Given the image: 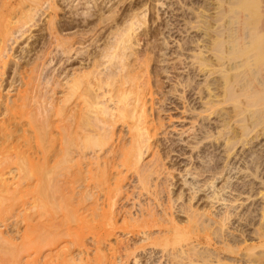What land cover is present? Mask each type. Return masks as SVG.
<instances>
[{"label":"bare ground","instance_id":"obj_1","mask_svg":"<svg viewBox=\"0 0 264 264\" xmlns=\"http://www.w3.org/2000/svg\"><path fill=\"white\" fill-rule=\"evenodd\" d=\"M63 1L66 2V0ZM75 1L68 0L67 5L70 4L72 9ZM111 1L86 0V3L90 5L85 17L81 15L75 18L71 15L70 18L65 17V20H61L58 18L66 6H61L60 0H0L1 87L2 82L7 81L2 76L7 73V66L11 61L8 58L10 53L5 55L7 42L17 33L21 32L23 36L28 31L25 30L26 25L34 21L39 12L42 11L43 14L48 12L49 16L48 25L45 28L47 33L38 35V44L43 43L40 49L42 54L38 51L36 58L31 60L29 58L27 62H24L25 64L16 70V76L9 82V86L16 90V95L6 98L0 89V215L13 216V213L17 211L14 207L23 205L25 211L23 210L21 217L26 222L24 232H27L24 236V244L19 246L6 239L0 231V264H19L20 256L25 252L28 253L26 259L29 264H37V262L40 264L38 257L35 259L30 257L32 255L30 251L34 248H40L41 251L42 248H52L53 245L59 247L66 236L82 254L87 235L92 237L97 253L93 260L86 258V262H82L84 264H125L131 254L138 252L137 250L150 254L148 261L149 259L151 261L152 256L154 258L159 254L150 264L156 261L163 264H264V231L260 232L256 223L253 222L257 217L263 219L264 203L251 200L254 190L264 185V162L260 161L262 157L259 152L260 147L264 150V143L261 141L260 147L259 145L250 146L248 151L242 149L246 147L245 141L248 143L246 138L249 135L251 137L258 122L261 123V120H264L263 116L261 119L255 117L260 111L258 113L255 111L251 115L246 114V107L254 104L253 102L259 101L258 104H264V86L254 89L255 86L251 84L254 87L251 92V89L246 88L250 86L249 82L252 81L250 78L245 84L246 87L241 84L244 82V76L249 77L247 75L249 73H244L246 69L243 71L244 65L242 66V63L247 61L236 63L239 61L238 53L235 50L232 51L237 46L238 50H236L242 51L240 54L243 56L248 51H252L253 45H259L263 40V27L261 28L263 32L259 29L257 33L253 20L251 21L250 18L256 17L255 14L259 13L257 8L264 7V1L176 0L181 10L180 18L177 23H174L176 21L170 23L168 20V26L175 25L178 36L180 35L179 39L175 38L178 44L182 47L186 45L185 48L183 47L184 53L179 54L180 57L184 56L183 65L186 76L178 80L182 91L178 90L179 88L173 89L172 93L169 92L171 96L167 98V101L170 100L169 103L173 104L175 101L171 100V97L177 96L179 105L174 104V109H179L182 119L190 116L192 123L190 140L182 138L184 132L187 133L188 130H181V128L180 130L178 128L179 139L185 143L187 141L192 151H195L192 157L200 161L194 167H192L193 164L189 167L190 169H185L182 180L190 190V201L197 198L199 200L200 194L210 189L211 192H206L208 194L205 196L210 199L212 206L216 207L217 203L227 206L224 211L219 212L210 209V211H205L206 209L201 211L190 203L180 204L176 201L177 198L173 197L172 183L168 177L170 171L168 175L165 174L164 169L167 167L165 168L162 154L160 155L159 150L156 149V135L159 127L164 125L162 123L164 118L153 114L156 93L151 76L148 74L150 60L147 59L148 55L144 58L145 53L140 52V54L136 51L137 46H140L141 37L134 38V35H137V29L147 23L148 9L146 7V10L141 8L144 11L140 9L142 11L140 12L141 6L135 8L129 6L130 13L129 11L125 13V16L117 21L116 25L114 24L113 40L108 43V40L106 41L103 51H99L100 54L97 51L96 54L90 53L92 50L87 52L86 55L84 54L85 63L81 68L74 72L66 71L65 63L80 54V49L89 47L88 45L91 44V42L86 44L88 40H91L86 37L87 33H90L88 30L90 27L87 30L86 27L102 19L109 20L110 17L104 18L101 10H104L103 8ZM140 1L143 4L145 2ZM156 3L154 4L156 8L158 5L167 4L166 0H156ZM144 6L147 5L144 4ZM241 10L249 11V13L246 12L248 15L252 12L253 17L247 18L246 13L243 14L244 17L237 16L243 12ZM208 11L211 13H206ZM144 12L146 13L141 16ZM199 14L205 19L210 18L211 23L207 28H210L208 31L212 33L210 34V42L213 43L211 48L204 44L208 32L206 34L190 32L191 24L199 21ZM123 15L121 14V17ZM260 15L258 14V18ZM96 17L99 18L98 21L94 20ZM233 17L240 20L244 18L245 21H241L244 26L245 23L248 25L249 30L244 28L246 33L243 38L247 39L246 45L249 48L247 52L245 43L241 42V44L244 43L245 53L240 49L243 46L239 45V48L236 45L240 44L239 41L244 36L243 31L239 33L237 31L244 26L237 29L235 26H238L239 22L237 20L234 22ZM245 17L251 21L253 27ZM102 21L101 24L104 23ZM98 24L93 25L92 28L99 26ZM32 25L36 24L32 23ZM197 25L195 24L196 27H194L199 28L201 23ZM230 25H234L235 28H230ZM83 26H86L85 29ZM76 28L80 31H74ZM195 28L192 26L193 30ZM96 32L93 29V33L90 34L96 37ZM98 34L97 32V36ZM173 35L169 34L170 37ZM163 39L165 43L169 41L167 36ZM95 40L91 41L95 42ZM227 41L232 42V46L235 44L228 51L237 54L236 59L232 58V54H227L232 58L230 60L226 57L228 61L236 60L234 64L230 62L231 71L236 72L242 67L244 74L232 71L233 76L227 78L232 74L228 71L227 75L225 74L227 82L223 84L224 89H222L223 85L218 83L220 81L216 78L214 80L210 75L221 71L223 73L222 67H226L225 59H223L226 55L224 45ZM263 42L260 46H263ZM248 44L252 45L249 47ZM258 45L254 47L257 48ZM254 47L252 49L257 50ZM263 47L259 55L264 54L261 52V50L264 51ZM63 56H66L64 67H61L62 69L58 72L50 73L47 70L50 69L49 65L55 59H57L56 64L63 61ZM251 62L248 61L246 68L252 67L250 65L254 63ZM208 65L212 67L211 72L202 73L210 70L209 67L204 69ZM29 69L34 73L33 75L27 73ZM38 70L39 73H37ZM146 72L148 75L145 74ZM253 75H250L252 79ZM200 76H204L202 81L198 80ZM209 77L213 81L211 78L209 80ZM261 77L262 84L258 81L260 86L264 85V78ZM226 78L223 77V79ZM248 90L251 93H247ZM239 92H243L244 100L241 99L243 96ZM207 96L210 97L208 102ZM221 96L225 98V101L235 102L231 118L240 123H238L239 126L236 123V126L241 129L240 136L234 132L233 137L229 136L224 143L218 140V133L221 132L219 117L210 121L208 119L203 121L205 117L202 121L200 120L202 112L208 107L210 109L212 106L221 105L224 101ZM216 108H211L212 112ZM169 109L171 108H167L166 111ZM253 117L257 118L258 122L251 121ZM172 118V115H169L171 121H173ZM230 125L235 124L230 123ZM172 126L174 127L175 124ZM241 141H244V144L241 143L243 147L240 149L237 147ZM239 160L244 163L245 168L255 167L252 176L244 178L241 182H237L236 175L240 169L237 165ZM260 163L263 165L262 169H260ZM221 179L225 180V183L223 182L224 184L219 187L217 183ZM246 190L250 192L248 193L250 195H246L244 200L250 199L251 203L247 204L244 201L236 205L237 200H240L237 196L244 194ZM60 192L62 195L63 192L69 194L70 200L63 198L65 203L58 200L57 197L60 195L57 194ZM227 192L232 194L236 192L237 195L228 200L225 197ZM125 200L129 202L126 203ZM63 203L65 205L67 203L66 207H70L66 217L59 215L64 214L62 211L65 208L60 211L61 207H64ZM21 206L19 209L22 208ZM183 217L186 218L185 221ZM235 218L245 222V225L236 227L234 224L235 227H232L231 224ZM240 222L237 226L241 225ZM117 232H123L126 237L109 244L114 252L111 253L115 258L114 261L112 260L114 258L110 257L111 254L103 251V246L110 242ZM71 249L73 250L69 246H64L56 251L52 250L42 264H78L77 261H84L83 256L81 259L80 255L76 258L70 254ZM78 258L80 260H77ZM133 260L136 264L140 263L141 259L136 255Z\"/></svg>","mask_w":264,"mask_h":264},{"label":"rangeland","instance_id":"obj_2","mask_svg":"<svg viewBox=\"0 0 264 264\" xmlns=\"http://www.w3.org/2000/svg\"><path fill=\"white\" fill-rule=\"evenodd\" d=\"M61 2H62V5L61 6H66V8H65V10H63L61 13H60V16H59V18L58 19H61V20H65L66 18L65 17H67V19L68 18H70V16L72 15L73 17H75V18H79V16L81 17V15L83 16V17H85L87 14H86V12H87V9H88V7H89V5L90 4H87L86 3V0H76L75 2H74V5L72 6V9L74 10V6H76L75 7V11H73L72 9H71V6H70V4L69 5H67L68 4V0H66V2L65 1H63V0H60ZM70 1V0H69ZM118 1V2H117ZM125 3H124V2ZM112 0L109 4H108V6H105V8H103L104 10H101V11H103V12H101V14L103 13L104 14V18H109V20L108 19H105V20H101L102 22H104V23H102L101 24V21L99 20V16L98 17H96V18H94V20H99L100 21V23L98 24V22L97 23H93V24H90L89 26H83V29H85V27H86V30H87V28L88 27H90V28H92L93 27V25H99V26H94L95 28H92V29H88V30H90V33H93V29H94V31L96 32H98L99 34H98V36H97V32H96V37L97 38H99V35L101 36L99 39H97L95 36H94V34H90V33H87V39L88 38H91V40H95V38H96V40H95V42L94 41H89L88 40V43H86V44H89L90 42H91V44L90 45H88L89 47H84V48H82V49H80V51H81V53L80 54H78V55H76V56H74V58L73 59H71L69 62H66L65 64V67H67L66 68V71L67 72H69V71H71V72H74L75 70H78L79 68H81L82 66H83V63H85L84 62V57H85V55H86V53L87 52H90L91 50V52L90 53H94V54H96V51L98 52V54H100V52H102L103 51V49H104V47L106 46V44L108 43V42H110V40L112 41L113 39H112V37L114 36L113 35V33H114V31H115V29L113 28L114 27V24L116 25L117 23V21H119V20H121L124 16H125V13H127L128 11V13H130V10H129V8H131L132 6L135 8V7H139V6H141L140 8H139V11H140V9L141 8H143L144 10H146V9H148V11H146L147 12V23H146V25L144 24V25H142V26H140V28H138L137 29V31H136V33H137V35L135 34L134 36V38L136 39V38H139L140 39V37H141V43H140V46L138 45L137 46V48H136V51H138V53H140V52H142V53H145V54H143L144 55V58H145V56H147V59L148 60H150L149 61V63H150V66H148V71H149V75L151 76V82H152V85H153V89H154V91H155V95H154V102H155V104H154V107H155V111H153V112H155V113H153L154 115H156V117H158V115H160L162 118H164L163 120H164V122H162L164 125H161V128L159 127V129H158V133H157V135H156V145H157V147H156V149H158L159 150V153H160V155L162 154V157H163V161H164V163H165V168L166 169H164V171H165V174H167L168 175V172L170 173L169 175H168V177H169V181L172 183V185H171V188L173 189V190H171L172 191V194H173V197L174 198H177L176 199V201H178L180 204L181 203H186V204H189L190 203V205H195V206H193L194 208L196 207V208H199V210L201 209V211H203L204 209H206L205 211H207V210H213V211H216V212H219V211H224L225 209H226V207L227 206H225V204H221V203H217L215 206L216 207H213L212 206V203H211V201H210V199H208V197L207 196H205V194H208V193H210L211 192V190L209 191V190H207V191H205V192H203V193H201L200 195V198H199V200H198V198H197V200L196 199H193L192 201H190V190H189V188L186 186V185H184V181L182 180L183 178H182V175L183 174H185V172H186V168H189L190 166H192L193 164V166L192 167H194L196 164H199L200 163V161L199 160H197V159H195L194 160V157H192V154H194L195 153V151H192V148H191V146L187 143V141H186V143L183 141V140H181V139H179L180 138V135H179V133H178V131L180 130V128H181V130H188V131H190V132H188L187 131V133L186 132H184V134L182 135V138H186L185 140H190V137H189V135L191 134V131L192 130H190V128H191V122H190V116H188L186 119H182L181 118V115H180V113H179V109L177 110L176 108L174 109V104H176L177 102H179V100H178V98H177V96H173V97H171V100H173V101H175L173 104H171V103H169V101H167V98L169 97V96H171V94L169 93V92H171L173 89H178V90H180V91H182V87L181 86H179L178 84H179V81L181 80V79H183L185 76H186V69H184V65H183V58H184V56H182V57H180L179 56V54L180 53H184V52H182V51H184L183 49L186 47V45H184L183 47H182V45H180V44H178V42H177V40L176 39H179V37H180V35L178 36V32H177V29L175 28V25H171V27H170V25L168 26V20H170V23L172 22H174V21H176V22H174V23H177V20L180 18L179 16V14H180V12H181V10L179 9V3H176V2H178V1H176V0H166V5L165 6H157L158 8H156L155 7V5L154 4H157L156 3V0H142V2L143 1H145L144 2V4H146L147 6H144L143 7V3H140L141 1L140 0ZM264 1V0H263ZM60 2V3H61ZM65 2V3H64ZM123 2V3H122ZM137 2H139V3H137ZM171 2H173V4L171 3ZM113 4V5H112ZM134 4H136L135 6H134ZM171 5V6H170ZM129 6H131V7H129ZM110 7V8H109ZM113 7V8H112ZM145 7H146V9H145ZM148 7V8H147ZM109 8V9H108ZM112 8V9H111ZM78 9V10H77ZM121 9V10H120ZM143 9H141L142 11H144ZM157 9V10H156ZM159 9V10H158ZM258 9V11H259V13H257V15L255 14V16L256 17H254V19H252V18H250L251 19V21H252V23H253V25L255 26V31L257 32V33H259L258 32V30L260 29L261 30V28H262V30H264V14L262 15V13H264V11L262 12L260 9H262V10H264V7H261L260 9L259 8H257ZM112 10H114V11H112ZM116 10V11H115ZM78 11V12H77ZM142 11H140V12H142ZM241 11H243V10H241ZM240 11V12H241ZM70 12H72V13H70ZM115 12V13H114ZM120 12H121V14L123 15L122 17H121V14H120ZM122 12H124V13H122ZM146 12H144L143 14H141V16L142 15H144ZM239 12V13H240ZM244 12V13H243ZM242 13H240V14H238L237 16H239V15H242V16H240V17H244L243 16V14H245L246 12L247 13H249V11H243ZM253 12H257V11H253ZM260 12H262V13H260ZM40 14H38V15H36V17H35V20L34 21H32V22H30L29 23V25H26V27H25V30L27 29L28 31L22 36V34H21V32L20 33H17V34H15L14 36H12L11 38H10V40L7 42L8 43V47H7V51L5 52V55H9V53H10V56L8 57L11 61H10V63H9V67L7 66V70H6V72L7 73H5V75L4 76H2V78H4L5 80H7V81H1L2 83H3V86L1 87L0 86V89H1V91H2V93H3V95L7 98H10V97H13V96H15L16 95V90H14V87H10L9 86V82H11V80L16 76V74H15V72H16V70L18 69V68H20L21 67V65L22 64H25L24 62H27V60L30 58V60L31 59H34V58H36L37 56V53H38V51H40L39 52V54H42V50H40L41 48H42V46H43V43H40V44H38V35H44L45 33H47V31H45L46 29V27H47V25H48V23H47V21H48V19H49V16H48V12H46L45 14H43L42 13V11L41 12H39ZM99 14H100V12H98ZM206 13H211V11H208V12H206ZM246 13V17L248 18L249 16H251V17H253L252 15V12H250L251 13V15H248ZM41 14H43L42 16H41ZM76 14H78V15H76ZM113 14L115 15V16H113ZM119 14V15H118ZM258 14L260 15V17L258 18ZM66 15V16H65ZM159 15V16H158ZM77 16V17H76ZM118 16H119V18H118ZM199 17H200V19H199V21L201 20V22H199V21H194L192 24H191V28H190V32L192 33V34H199V33H203V34H206L207 32H208V34H206V43H204L206 46H208V48L211 46L212 47V45H213V43L212 42H210V39H211V35L210 34H212V33H210L211 31H208V29L210 30V28H207V27H209V23H211V21L209 20L210 18H204V16L203 17H201L200 16V14L198 15ZM197 16V17H198ZM236 16V17H237ZM111 17H113L112 19H111ZM245 17V18H246ZM116 18V19H115ZM234 18V17H233ZM246 18V19H247ZM115 19V20H114ZM195 20H196V18H195ZM197 20H198V18H197ZM205 20V21H204ZM235 20H237L241 25H239V23H238V26H235V27H237V29L239 28V27H243L244 26V24H243V22L245 21V19L243 18H241V20H243V22L238 18H234V22H236ZM240 20V21H239ZM248 20V19H247ZM246 20V21H247ZM107 21V23H105ZM209 21V22H208ZM250 23H251V21L250 20H248ZM247 21V22H248ZM112 22V23H111ZM201 23V25H199V23ZM242 22V23H241ZM32 23H35L36 25H32ZM250 23H249V28H251V26L253 27V25H252V23H251V26H250ZM113 24V25H112ZM195 24H198L199 25V28L197 27V28H195L196 26H195ZM205 24V25H204ZM248 24V23H247ZM120 25H122V24H120ZM197 25V26H198ZM192 26H193V28H195L194 30L192 29ZM195 26V27H194ZM201 26V27H200ZM248 25H246V23H245V26L243 27V29L244 28H246V29H248V27H247ZM96 27H98V29L96 28ZM202 27H204V28H207V29H205L204 30V28H202ZM230 28H235L234 27V25H230L229 26ZM101 28V29H100ZM115 28H116V26H115ZM81 29H82V27H81ZM96 29V30H95ZM100 29V30H99ZM170 29V30H169ZM171 29H173L172 31H171ZM241 29V28H239V30L240 31H237L238 33L239 32H242L243 31V35L244 36H242V39L243 38H245V33H246V29ZM76 30V32L77 31H80V30H78L77 28L76 29H74V31ZM86 30H83V31H86ZM91 30H92V32H91ZM191 30H193V31H191ZM249 30V29H248ZM247 30V31H248ZM254 30V29H253ZM259 30V31H260ZM261 30V31H262ZM73 30H70V32H74ZM82 31V30H81ZM113 31V32H112ZM198 31V32H197ZM206 31V32H205ZM254 31V32H255ZM45 32V33H44ZM135 31H133V33H134ZM170 32V33H169ZM173 32V33H172ZM253 32V31H252ZM263 32V31H262ZM44 33V34H43ZM139 33V34H138ZM177 33V34H176ZM261 33V32H260ZM88 34H89V37H88ZM169 34L171 35V34H174L172 37H170L169 36ZM241 35H242V33H240ZM92 35V36H91ZM176 35V36H175ZM18 36H20V38H18ZM22 36V37H21ZM137 36H139V37H137ZM165 36H167V40H169V41H167V42H169L168 44H167V42L165 43L164 42V40L165 39H163ZM209 36V37H208ZM18 38V40H16L17 38ZM103 37V38H102ZM111 37V38H110ZM264 37V36H263ZM16 38V39H15ZM102 38V39H101ZM176 38V39H175ZM240 39V44H236V45H240L241 47L243 46V44L245 43V49H246V52H247V49H249L248 47H247V45H246V43H247V39ZM108 40V41H107ZM263 40H264V38H263ZM263 40H261L260 41V44L258 45V44H256V45H258L257 46V48L256 47H254V46H256V45H253V47L254 48H256L257 50H254V49H252L253 47H251V50L252 51H248L246 54H243V56L240 54V53H242V51H237L238 49V47L237 46H235V44H233V46H235L234 48H233V46L231 45L232 44V42L230 43V41H227V43H225V45L227 46V48H226V46L224 45V54H226L225 55V57L223 58V59H225V61H224V63L226 64L225 66L226 67H222V69H223V73H222V71L221 72H219L218 74L217 73H214L215 75H210L214 80H215V78H216V80L217 81H220V82H218V83H220V84H225V82H227V78L228 77H232L233 76V74L234 73H236V72H239V73H242V74H247V73H249V74H247V75H249V77L248 76H244L245 77V79H244V82L243 83H241V84H243V85H245L246 84V82L248 83L249 82V78H250V80H252V81H250L249 82V84H250V86L249 87H251V88H249V87H246V85H245V87L246 88H248L249 90L251 89V92L254 90V89H257V88H262V86H264V85H261L260 86V84H259V82H260V76H262L261 78L263 79L264 78V54H261V55H259L260 54V49H261V47H263L264 46V42H263ZM16 41V42H15ZM106 41H107V43H106ZM210 43H209V42ZM246 41V42H245ZM36 42V43H35ZM181 41H179V43H180ZM241 42H244V43H242L241 44ZM263 42V46H260L261 45V43ZM229 43H230V46H228L229 45ZM212 44V45H211ZM253 44V43H252ZM252 44H248V46L250 45H252ZM178 45H180L179 47H178ZM104 46V47H103ZM240 46H239V48H240ZM249 46V47H250ZM210 47V48H211ZM247 47V48H246ZM207 48V47H206ZM207 48V49H208ZM229 48H230V50L233 48V50L232 51H234L235 50V52H237L238 53V59H239V61H236L235 59V57H237L236 55H235V52L233 53H231L230 51H228L229 50ZM244 48V46L242 47V48H240L241 50H243V52L245 51V49H243ZM259 48V49H258ZM264 48V47H263ZM85 49H86V51H85ZM237 49V50H236ZM31 50V51H30ZM227 50V51H226ZM254 50V51H253ZM83 51V52H82ZM95 51V52H94ZM100 51V52H99ZM145 51V52H144ZM227 52V53H226ZM261 52H264L263 50H261ZM83 53V54H82ZM147 53V54H146ZM245 53V52H244ZM55 54V53H54ZM85 54V55H84ZM97 54V55H98ZM141 54V53H140ZM223 54V55H224ZM227 54L228 55H231L232 54V58L234 57L235 59V61H236V63L238 62V64H240V62L242 63V61L244 60V61H247V63H248V61H252L251 63H254V64H251L250 66H252V67H254V69H252V67H249V69L248 68H246V66H248V64L247 63H242V66L244 65H246L245 67L243 66V71L246 69V72L244 71V73H243V71H242V67H240L239 69H237L236 70V72L234 71V70H232V71H234V73L231 71V69H230V66H231V64L234 62L235 63V61H228V59H232V58H230V56H227ZM234 54V55H233ZM240 55V56H239ZM51 56V55H50ZM226 57L228 58V59H226ZM7 58V59H8ZM182 58V59H181ZM249 59V60H248ZM251 59V60H250ZM65 60H66V56L64 57L63 56V61H59L57 64H56V62H57V59H55L54 60V62H52L50 65H49V67L48 68H50V69H47V70H49V72L51 73V72H53V73H55V71H59L60 69H62L63 67H64V62H65ZM182 60V61H181ZM227 60V61H226ZM71 61L73 62L72 64H71ZM222 61V62H223ZM230 62H231V64H230ZM224 63H223V66H224ZM233 63V64H234ZM230 64V65H229ZM254 65V66H253ZM62 67V68H61ZM146 67V66H145ZM209 67V68H208ZM206 68H208V69H210V70H205V72H202V73H209V72H211V65L209 66H206L204 69H206ZM225 69V70H224ZM230 69V70H229ZM255 69H257V70H255ZM46 70V71H47ZM166 70V71H165ZM249 70V71H248ZM253 70H255V72L253 71ZM258 70H260V71H258ZM209 71V72H208ZM225 71V72H224ZM228 71L230 72H232V74L230 75V73H229V75L230 76H227V78H226V73H228ZM258 71V72H257ZM29 72L30 73H32L31 72V70L29 69ZM29 72H27L29 75H33L34 73H32V74H30ZM48 72V71H47ZM168 72V73H167ZM261 74H260V73ZM37 73H39V70H38V72ZM36 73V71H35V74H37ZM221 73V74H220ZM47 74H49V73H47ZM146 75H148L147 74V72L145 73ZM217 74V75H216ZM226 74V75H225ZM254 74V75H253ZM255 74H256V76H255ZM259 74V75H258ZM169 75V76H168ZM250 75H253V79H252V76L250 77ZM9 76V77H8ZM220 76H221V78H220ZM255 76V77H254ZM257 76H259V77H257ZM9 79H8V78ZM169 77V78H168ZM211 77H209V80H210V78ZM223 77L224 78H226V79H223ZM258 78V80H257V78ZM203 78H204V76H200V77H198V80L199 81H202L203 80ZM212 78H211V80H212ZM246 78H247V80H246ZM255 78V79H254ZM3 79V80H4ZM179 80V81H178ZM226 80V81H225ZM255 80V81H254ZM213 81V80H212ZM253 81L255 82L254 84H253ZM259 81V82H258ZM262 81V80H261ZM263 81H264V79H263ZM252 82V83H251ZM1 83V84H2ZM7 83V84H6ZM261 83V82H260ZM227 84V83H226ZM255 86V88L252 86ZM262 84V83H261ZM242 85V86H243ZM5 86V87H4ZM226 86V85H225ZM247 86H248V84H247ZM257 87V88H256ZM237 88L239 89L240 88V85L239 86H237ZM245 88V90H247ZM254 88V89H253ZM222 89H224V85L222 86ZM243 89H244V86H243ZM242 89V90H243ZM221 90V89H220ZM245 90H244V92H245ZM249 90H248V92L247 93H251V92H249ZM222 91V90H221ZM172 93V92H171ZM178 93V92H177ZM177 93H175V94H177ZM191 93H193V91L191 92ZM239 93H241V92H239ZM243 93V92H242ZM241 93V94H242ZM165 94V95H164ZM168 94V95H167ZM223 94V93H222ZM167 96V97H166ZM197 96V95H196ZM224 96V95H223ZM223 96H221V99L223 98ZM242 96H243V94H242ZM241 96V97H242ZM150 96H148V98H149ZM166 97V98H165ZM208 97L209 96H207V102L209 101V99H210V97H209V99H208ZM240 97V98H241ZM245 96H243L241 99L242 100H244L245 98H244ZM164 98V99H163ZM163 99V100H162ZM165 100V101H164ZM223 102L221 103V105L219 106V105H217V106H212L211 108H215V107H217L216 109H215V111L214 112H212L213 111V109H209V107H208V104H207V107H208V109L207 110H205L204 112H202V114H201V117H200V120L202 121L203 120V117H205L204 118V120L203 121H205V119H206V121H207V119H208V121H210V119H213V120H216V118L218 119V117H219V122H220V124H221V135H220V133H218L217 135H218V137H219V141L220 142H222V143H224V141H226L225 139L226 138H228L229 136L230 137H233V133L235 132V134L237 133L238 134V136H240V128L239 127H237V126H239L238 125V123L239 122H235L232 118H231V116L233 115V112H234V110H233V108H234V105H235V102L233 101V100H228V101H231V102H229L228 103V101H225V98H223ZM152 101V99L150 98V103H152L151 102ZM234 103H233V102ZM262 100H260V102H261ZM163 102V103H162ZM211 102V101H210ZM150 103H149V106H150ZM254 104H252V105H250L249 107L247 106L246 107V110H247V112H246V114L248 113H250L249 115H251L252 113H254L255 111H256V113H258L259 111V117H258V115L256 114L255 115V117L257 116V118L258 119H261V117L263 116V118H264V111L262 112L261 110L263 109L264 110V107H262V106H264V104H258L259 103V101L258 102H253ZM167 104V105H166ZM178 104V103H177ZM256 104V105H255ZM179 105V104H178ZM177 105V106H178ZM232 105V106H231ZM165 106V107H164ZM211 106V105H210ZM159 107L161 108L160 110H159ZM171 108V109H169V110H167L166 111V109L167 108ZM260 107H262V109L260 108ZM163 108V109H162ZM218 109V110H217ZM252 109V110H251ZM259 109V110H258ZM261 109V110H260ZM165 110V111H164ZM217 110V111H216ZM250 110V111H249ZM254 110V111H253ZM252 111V112H251ZM219 112H220V114H219ZM232 112V113H231ZM159 113V114H158ZM171 113V114H170ZM229 113H231V114H229ZM262 114V115H261ZM169 115L171 116L172 115V120L173 121H171L170 119H169ZM180 115V116H179ZM228 115V116H227ZM249 115H247L248 117H251V116H249ZM179 116V117H178ZM255 117H253V120L252 119H250L251 121H256L257 120V118L255 119ZM157 119V118H156ZM228 119V120H227ZM232 119V120H231ZM175 120V121H174ZM227 121V122H226ZM257 122H258V120H257ZM263 122V123H262ZM197 123H198V121H197ZM230 123L231 124H235L234 126H232V125H230ZM236 123H237V126H236ZM259 123L260 122H258V124H257V126L255 127V129L252 131V133H251V137H250V135H249V137L248 138H246V140L248 141V143L245 141V148H242L241 147V143H243L244 141H241L240 142V144H239V146L237 147V148H242L243 150H245V151H248V149L250 148V146H255V145H259V147H260V143H261V141H263L262 143H264V120L262 121L261 120V123H260V125H259ZM173 124H175V126L173 127L172 125ZM240 124V123H239ZM160 126V125H159ZM172 126V127H171ZM178 128H179V130H178ZM184 128V129H183ZM238 128V129H237ZM234 129V130H233ZM124 130V129H123ZM124 131H126V130H124ZM180 132V131H179ZM126 133V132H125ZM127 135V134H126ZM263 135V136H262ZM128 136V135H127ZM126 136V137H127ZM258 136V137H257ZM189 137V138H188ZM181 140V141H180ZM250 141V142H249ZM183 142V143H182ZM247 143V144H246ZM244 144V143H243ZM249 144V145H248ZM262 146V145H261ZM258 147V146H257ZM264 147V146H263ZM240 148V149H241ZM262 147H260V150H259V152L261 153L260 155H261V160L260 161H262V162H264L263 160H264V150H262L261 149ZM149 154H147V156H148ZM192 158V159H191ZM238 163H237V165H238V167H240V169H239V171L238 172H236V175H237V182H241L242 180H244V178H250L252 175V172L254 173L255 172V170H254V166L253 167H250V169H248V168H245V165H244V163L241 161V160H239V161H237ZM264 164V163H263ZM252 165H255L256 166V164H252ZM259 165H261V163L259 164ZM188 166V167H187ZM262 167H263V165H261V168L260 169H262ZM190 169V168H189ZM243 169V170H242ZM183 171V172H182ZM167 172V173H166ZM173 173V174H172ZM260 174V173H259ZM250 175V176H249ZM261 175V174H260ZM188 177H190L189 176V174H188ZM225 181V180H224ZM224 181H222V179L217 183V185L219 186V187H221L225 182ZM224 182V183H223ZM239 185L240 186H242V184L241 183H239ZM183 186V187H182ZM240 190H243V188H240ZM189 191V192H188ZM206 192H208V193H206ZM246 192V193H245ZM244 192V194L242 193L241 195H239V196H237V198H239L240 200H237V204L236 205H238L239 203H241V202H244V201H246L245 203H247V204H249V202L252 200V201H259V202H261V203H264V185H263V187L261 186V187H259V189H256V190H254V192H253V194L252 195H254V196H252V198H251V200L249 199V200H244L245 199V197H246V195H250V194H248V193H250V192H248L247 190ZM252 192V191H251ZM61 193V192H60ZM57 194V195H60L59 197H62L64 194V197H62V198H59V197H57L58 198V200L60 199V200H62L63 198L65 199V200H68L69 198H68V195L69 194H67V193H65V192H63V195H62V193L61 194ZM255 193V194H254ZM232 193H229V192H227V193H225V197L228 199V200H230L232 197H234V196H236L237 195V193L236 192H233V194L231 195ZM235 194V195H234ZM65 196H66V198H65ZM233 199V198H232ZM70 200V199H69ZM63 201V200H62ZM64 202V201H63ZM124 202H129V201H124ZM192 202V203H191ZM65 203V202H64ZM63 203V205H64V207L62 208L61 207V209H60V211H62L64 208V211H62L64 214H62L60 211V213L61 214H59L60 216H62V215H65L64 217H66V215L68 216V210H70V207H66V205H67V203H66V205ZM251 203V202H250ZM127 205H129V204H127ZM235 205V206H236ZM246 205V204H245ZM264 205V204H263ZM19 206H21V205H18L17 207H14V208H16L17 209V211H20V212H18L17 213V211L16 212H14L13 213V216L11 215V216H6V215H0V231H2V234L4 235V237L6 238V239H9V240H11L12 242H14V243H16L17 245L19 244V246L20 245H22V244H24V242H25V239H24V236L26 235L25 233H27V232H24V229H26V222H24L23 221V219H22V217H21V213L23 214V212L25 211L24 209L25 208H23L22 206V208H20L19 209ZM212 206V207H211ZM24 207H27V206H24ZM224 207V208H223ZM16 209H14V210H16ZM221 209V210H220ZM24 210V211H23ZM209 210V211H210ZM22 211V212H21ZM20 216H19V215ZM16 215H17V217H16ZM15 216V217H14ZM12 217V218H11ZM21 217V218H20ZM63 217V216H62ZM21 219H22V221H21ZM183 219H184V221L186 220V218L185 217H183ZM257 219V220H256ZM239 222L240 221H238L237 220V218H235L233 221H232V223L233 224H231L232 225V227H240V226H242V225H245L244 223H243V221H241L240 223H241V225H238L237 226V224H239ZM254 223H256V227H258V229L260 230V232H262V231H264V216H263V219H261V218H259V217H257V218H255V221H253ZM235 224V226H233ZM126 236L124 235V233L123 232H117V234L114 236V237H112L111 238V241L110 242H107V244L106 245H104L103 246V251H106V252H108L109 254H113L114 252H113V250L112 249H110V243H115L117 240H120V238L121 239H124ZM24 239V240H23ZM24 241V242H23ZM86 242V246L85 247H83V251H84V253H82L81 254V251L79 250V248L77 247V246H75L74 247V244L71 242V240H70V238L69 237H64V240L62 241V243L59 245V247H55L56 245H53L52 246V248H42V250L40 251L39 249L40 248H38V249H32V251H30L31 252V258L33 257V259H35V258H37V260L39 261V263L40 264H42V263H44V260H45V258H46V256L48 255V254H50L51 253V251L52 250H55L56 248V250H58L59 248L61 249V247L63 248L64 246L66 247V246H69L70 248H73V250H72V252H71V250H70V254H72L73 256H75L76 258H77V255H78V257H79V255L82 257H84L85 259H83V257L81 258V259H83L84 261H81V262H79V261H77V263L78 264H84L85 262H86V260L88 259L89 260V258H90V260H93V257L95 258V256L94 255H96V250H97V247L93 244V242H92V237L90 236V235H87V237H86V240H85ZM255 242H258V241H256L255 240ZM21 243V244H20ZM55 250V251H56ZM87 250V251H86ZM111 250V251H110ZM33 251H35V252H33ZM37 251H39V252H37ZM138 251V252H137ZM136 252L138 253H135V254H131L130 255V257H129V260H127V262H125V264H135V262H134V260H133V258L136 256V255H138V258H140L141 260H140V263H136V264H150V262L154 259V258H157V256L159 255V254H157V256L155 257L154 256V258H153V256L151 257V261H150V259H149V261H148V258L150 257V254H146V252H142V250H137ZM29 252V253H30ZM74 252V253H73ZM38 253V254H37ZM80 253V254H79ZM111 254V255H112ZM142 254V255H141ZM28 253L27 252H25V253H23L21 256H20V263L21 264H29L28 262H27V259L26 258H28ZM35 257H34V256ZM110 255V257L112 258L113 257V255L111 256ZM119 255V254H118ZM134 255V256H133ZM148 256V257H147ZM24 258V259H23ZM87 258V259H86ZM114 258V257H113ZM118 259L120 260V257L118 256ZM77 260H80L79 258L77 259ZM112 260H114L115 261V258L114 259H112ZM22 261H23V263H22ZM82 262H84V263H82ZM19 263V264H20ZM156 264H163V262H158V261H156L155 262ZM155 263H153V264H155ZM37 264H38V262H37Z\"/></svg>","mask_w":264,"mask_h":264}]
</instances>
